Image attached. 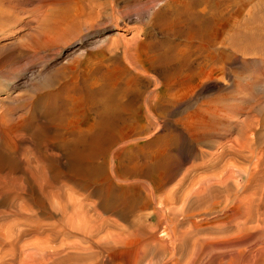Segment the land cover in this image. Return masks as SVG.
Wrapping results in <instances>:
<instances>
[{
  "label": "rangeland",
  "instance_id": "rangeland-1",
  "mask_svg": "<svg viewBox=\"0 0 264 264\" xmlns=\"http://www.w3.org/2000/svg\"><path fill=\"white\" fill-rule=\"evenodd\" d=\"M0 1V152L12 151L19 161L13 177L0 178V264H54L42 260L39 245L46 240L53 248L89 244L84 231L99 239L112 233L115 249L106 252L92 242L85 261L67 264H264V174L250 178L255 160L240 146L251 141L257 153L262 147L264 56L238 54L226 66V74L218 72L210 79L199 67L202 57L193 54L190 67L165 78L153 67L157 43L167 36L174 43L189 40L188 33L172 31L166 12L158 13L166 1L150 9H155V22L149 30L150 13L143 11L148 0H115L118 10H130L118 28H82L56 43L48 42L42 29L56 12L75 10L76 3L69 2L73 0ZM249 1L208 0L204 14L210 17L211 7L218 5L222 24ZM139 29L149 33L133 43V56L137 64L148 66L149 76L123 57V46L107 54L103 65L83 60L97 50L95 39L106 34L129 39ZM215 29L206 32L207 41L214 39ZM92 73L113 90L110 104L129 105L120 110L113 128L97 123L101 107L81 88ZM139 90H157L159 103H134ZM48 92L58 96L44 102ZM168 99L174 102L165 103ZM53 104L63 113L61 137L51 139L19 127L43 123L45 109ZM92 123L108 155L121 146L117 153L122 160L118 169L126 178L122 183L137 179L172 196L176 211L169 219L156 215V206L162 205L158 201L128 209L133 204L131 191L118 203L100 197V188L104 193L111 185L121 188L109 170L110 182L102 174L84 178L78 169H70V158L60 144L64 140L73 145L74 134L89 130ZM129 150L147 161L133 167L126 159ZM105 155H97L95 162L107 167ZM220 156L224 157L219 161ZM208 177L213 183L208 179L209 185L201 184Z\"/></svg>",
  "mask_w": 264,
  "mask_h": 264
},
{
  "label": "bare ground",
  "instance_id": "bare-ground-1",
  "mask_svg": "<svg viewBox=\"0 0 264 264\" xmlns=\"http://www.w3.org/2000/svg\"><path fill=\"white\" fill-rule=\"evenodd\" d=\"M68 1L69 0H67V2ZM87 1H89V3H85V0L69 1L70 3H76L75 10L72 9L73 11L65 12L64 14L62 11L55 13V16H53V18L48 21L42 29V33L47 38L48 42L56 43V40L64 39L69 35L75 34L82 28H85L89 31L97 28L99 29L107 27L109 25H113L118 28L121 25V20H125L130 14V10L128 9L122 11L118 10L116 8L115 0ZM163 1H166V4H164L158 13L166 12L169 15L166 20L169 23L172 31L179 34L186 32L189 35V40H187L185 43H174L170 40L169 36H167V40L157 43V51L155 52L152 60L154 65L153 67L158 69L165 78L169 77V75H172V72L176 74L184 67H190L193 54L202 57L199 67H201L203 74L208 72V78L210 79L213 78V74L216 75L218 72L223 73L226 66H228L238 54H260L264 56V28L262 25V21L264 19V0H250L248 2L250 4L248 8H246L248 3L242 2L237 15L231 19L228 18L227 22L222 24L218 23V21L221 19V12H219L218 5L211 7L212 14L210 17H207L204 14V12L209 7L208 0H148L143 10L144 12L147 11L150 13L146 22L148 30L149 27L155 22V9L153 12H150V9L155 8V6ZM2 2H5V0ZM172 2L175 3L171 4ZM56 3H65V0H56L55 4ZM5 4L7 5V3ZM2 7L4 8L3 5ZM243 7L246 9H243ZM244 11H246V13H244ZM215 27L218 28L215 29ZM143 29L136 30L133 36L129 39L125 38L122 40V35L111 39L109 38V34L95 39L98 45L97 50H92L91 52L85 54L83 60L90 64L103 65L105 59L107 58V54L113 53L123 46V57L129 60L130 63L136 69H138L140 73L149 76L148 66L144 67L139 65V63H136L132 49L133 43L139 40L142 34L146 33L148 35L149 32H145ZM213 29H215V32H213L214 39L207 41L205 37L206 32L212 31ZM131 56H133V58H131ZM224 74L226 73L224 72ZM156 83H158V81H156L155 84ZM83 86L84 87L81 88L85 90L90 101L93 102L94 105L99 104L101 107L98 113L99 118L97 123L102 128H113L115 121L121 118L120 110L126 108L128 104L125 102H116L114 105L110 104L109 102L113 98V90L108 87L106 82L101 81V79L94 75V73L84 78ZM125 92L127 93V89ZM99 95L101 98L98 100ZM57 96L58 94L55 92H48L42 98L44 102H52V100L56 99ZM133 98L135 99L134 103L136 100H138L141 104L146 106H153L154 102L155 104L159 103L157 90L149 91L147 94L141 93L139 90L134 93ZM166 102L173 103L174 99L165 100V103ZM43 117V123H22L19 127L23 129H31L35 132L38 131L39 133L47 136V138L49 137L51 139L61 137L63 135L62 111L57 109V107L53 104L45 109ZM94 128L95 124L92 123V125L89 127V130L77 131L76 134H74L75 140L73 145H69L67 142H64V140L60 144V147L67 152L70 158V169L72 171H74L75 168L78 169L79 173L83 175L84 178L97 177L98 175L102 174L105 176V179L110 182L107 175V170H109L110 175L114 178V180L116 179L117 182H119L118 184L121 186V188L116 189L110 184L111 186L109 193H104L103 189L100 188L97 191V194L100 197H106L107 199L111 200L112 203H118L120 201H124L127 198V193L131 191L133 193V204L129 205L128 209L138 207L140 205H150L155 201H158L159 203H162V205L160 207L156 206V215L159 217V219H163L164 221L169 219L170 213L173 214L176 211V207L173 206L175 204V200L172 199V196L165 194V191H161L160 189L137 179L133 180L130 184L122 183L123 181H126V178L121 175L118 169V165L122 162V160L120 159V152L117 153V149H120L121 146L113 150L108 155L106 153L107 145L103 140H101L100 137L101 133L98 134L95 132L96 129ZM259 138L261 139L260 141L262 144L259 153L255 151L256 148H252L250 143L251 141H248V143H242L240 145L244 149H248L250 153H252V157L255 160L253 161V170L251 171V169H248L251 171L249 173V175L251 174L250 178L255 177L257 173H260V171L262 175L264 174V172H262L264 171V134L259 135ZM124 143H128L127 140ZM127 146H129V144ZM12 153V151L8 153L5 151V149L0 152V173H4L0 176V178L4 181H7L13 177V173L15 170H17L19 165V161ZM135 153L129 150L128 157L126 159L127 162L133 165V167L140 168L142 166L143 159L147 161V157H142L140 154ZM99 154L103 156L105 154L108 155H105V157L107 156V167H105L103 164H97L95 162V158ZM223 157L220 156V159L218 158L219 161ZM35 171L37 172L38 168H36ZM243 172H245V170ZM246 173L248 175V171L245 172V174ZM248 176L246 177V180H248ZM212 180L213 179H211V177H208L205 179V182H201V184H212ZM206 188H209V186H206ZM240 229L242 228L239 226V230ZM84 233L86 237L90 239L86 241L89 244L63 243L58 248H53V246L47 245V240L43 241L39 245V249L42 250L40 253L42 254V260L44 262L53 260L54 264L78 263L85 261L87 256L84 253L91 251L94 248V245L91 244L92 242H96L106 252H111L113 249H115V244L111 242L112 233H110L111 237L110 235L108 236V234H105V236H99L101 239L97 238V236L92 232L84 231ZM118 238L120 237L118 236ZM39 260L41 259L39 258Z\"/></svg>",
  "mask_w": 264,
  "mask_h": 264
}]
</instances>
